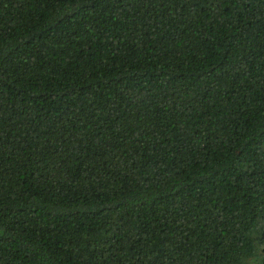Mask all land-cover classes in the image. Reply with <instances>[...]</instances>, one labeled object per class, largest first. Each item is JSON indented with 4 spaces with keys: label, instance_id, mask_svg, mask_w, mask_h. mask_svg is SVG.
<instances>
[{
    "label": "trees",
    "instance_id": "16d2710c",
    "mask_svg": "<svg viewBox=\"0 0 264 264\" xmlns=\"http://www.w3.org/2000/svg\"><path fill=\"white\" fill-rule=\"evenodd\" d=\"M0 264H264V0H0Z\"/></svg>",
    "mask_w": 264,
    "mask_h": 264
}]
</instances>
